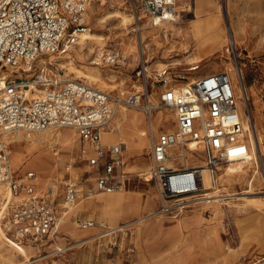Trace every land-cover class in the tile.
<instances>
[{
  "label": "rangeland",
  "instance_id": "1",
  "mask_svg": "<svg viewBox=\"0 0 264 264\" xmlns=\"http://www.w3.org/2000/svg\"><path fill=\"white\" fill-rule=\"evenodd\" d=\"M177 1L180 16L175 29L165 35L163 30L153 33L151 26L156 24L140 12L141 18H137L125 0H91L87 26L100 36L75 44L66 53L47 55L45 59L60 58L52 67L60 69L61 75L69 78L79 74L75 79L122 98L131 89L140 90V79L135 72L142 63L152 70L172 68L175 75L185 76L176 80L187 81L190 76L228 71L233 60L243 71L249 97L246 102L257 134L253 139L249 136L251 144L241 160H232L218 168L217 179L222 170L230 171L229 180L220 186L221 192L230 194L229 198L215 200L219 192L212 191L210 200L197 202L179 214L157 211L159 193L147 174L151 142L148 120L150 115L165 112L170 115L169 128L173 130L175 116L168 107L150 113L123 104L117 107L125 106L128 113H136L140 120L137 132L143 135L144 143L140 144L130 121L122 122L118 130L112 119L106 136L109 142L123 143V183L111 194H83L67 209L62 205L67 184L85 191L93 189L95 182V175L80 152L76 131L71 130L73 143L67 147L60 134L70 128L20 130L12 134L9 145L14 175L20 177L34 171L39 177V192L53 186L58 217L62 210L68 213L49 237L37 242H18L4 233L0 225V264H264V184L254 178L260 172L264 174V0ZM117 10L126 15V26L120 24L119 17H106ZM212 18L219 19L224 34L226 29L233 32L236 45H228L229 51L225 47L219 51L202 50L205 58L199 60L201 39L196 37L194 28L205 32L203 22ZM113 49H118L125 59L107 64L102 56ZM79 50L84 53L81 58L74 53ZM67 53L72 57L64 58ZM70 60L73 73H69ZM96 60L99 64L94 63ZM191 65L198 68L189 71ZM96 70L101 79L90 81L86 73ZM155 91L143 96L141 103L156 102L158 87ZM164 123L161 119L157 124V133L165 129ZM17 153L22 161L15 165L12 156ZM192 157H187L188 165L197 162ZM131 172L141 174L127 178ZM0 196H9L3 187ZM253 198L261 199L262 203L256 204L258 200ZM97 201H108L107 209L101 210ZM83 219L100 221L106 229L81 228L79 222ZM157 222L161 228L151 234V224Z\"/></svg>",
  "mask_w": 264,
  "mask_h": 264
},
{
  "label": "built area",
  "instance_id": "2",
  "mask_svg": "<svg viewBox=\"0 0 264 264\" xmlns=\"http://www.w3.org/2000/svg\"><path fill=\"white\" fill-rule=\"evenodd\" d=\"M137 18L143 13L151 23L176 22L180 16L177 0H125ZM91 0H0V185L9 196H0V225L4 233L18 242L41 241L49 237L58 219L52 188L37 192L36 173L27 171L16 177L11 168L10 140L24 130L42 132L65 127L75 129L80 152L96 171L94 188L81 191L67 184L62 205L67 208L83 194L114 192L124 177L123 143L107 142L103 133L120 104L154 111L172 109L173 130H160L151 138L149 179L160 198L159 213L179 214L191 205L228 199L218 185V168L230 160H241L250 147L246 118L251 119L247 102L239 113L234 84L229 70L210 72L181 85L184 75L172 68L150 69L143 65L135 75L140 90L134 88L125 98L110 95L88 83L60 74L54 64L43 61L47 55L62 54L78 43L87 26ZM114 64L125 59L118 49L103 56ZM191 65L189 71H193ZM7 71L8 74H3ZM238 84L245 94V81L238 73ZM158 87L157 101L141 103ZM156 92V91H155ZM145 97V98H146ZM247 114V117L245 116ZM194 144L193 147L190 145ZM193 156L195 165L187 164ZM209 186H205L203 171ZM218 186L217 188H215ZM81 228L101 227L104 223L83 219Z\"/></svg>",
  "mask_w": 264,
  "mask_h": 264
},
{
  "label": "bare ground",
  "instance_id": "3",
  "mask_svg": "<svg viewBox=\"0 0 264 264\" xmlns=\"http://www.w3.org/2000/svg\"><path fill=\"white\" fill-rule=\"evenodd\" d=\"M107 15V14H106ZM112 16H116V17H119V19H120V24L122 25V26H126V23H127V17H126V15H124V14H122L120 11H115V12H113V13H108V15L106 16V17H112ZM106 17H104V18H106ZM102 21H103V18H102ZM152 24H153V22H152ZM157 24H159L158 26H157ZM203 24H204V26H205V32H202V31H200L197 27L196 28H194V31H195V35H196V37L198 38V40L199 39H201V43H199L200 44V46H201V51H199V53H200V58H199V60H204V51H202V50H205V49H209V50H215V51H219V50H222L223 49V47H225V50H227V51H229L230 50V47H227L228 45H232V47H235V45H236V42H235V39H234V34H233V32L232 31H228L227 32V29L225 30L226 32H225V34H224V32H222V29L221 28H219V19H216V18H212V19H207V20H205L204 22H203ZM155 25V24H154ZM199 25V24H198ZM146 28L147 27H150V26H147V25H144ZM144 27V28H145ZM151 27H153V29H154V31H153V33H157L158 31H160V30H163V32L165 33V35L168 33V32H171V31H173L174 29H175V27H176V22H173V23H167V22H165V21H159V22H156V26H151ZM200 27V26H199ZM228 29H229V27H228ZM230 30V29H229ZM235 33H237L236 31H235ZM100 35H96V34H94L91 30H85L84 32H82L80 35H79V40H78V43H77V45L78 44H80V43H82V42H84L86 39H90V40H95V39H97V37H99ZM200 41V40H199ZM198 41V42H199ZM198 45V44H197ZM66 52H68V51H66ZM65 52V53H66ZM77 52V53H76ZM76 52H74L75 53V56L76 57H78V58H81L83 55H84V53L82 52V51H76ZM211 52V51H210ZM101 53H99L98 55H100ZM64 58H70V57H72L71 55H70V53H67L65 56H63ZM100 57V56H99ZM48 60H46L45 58H42V60L43 61H49V63H51V64H55V62L58 60V59H60V58H57V57H49V58H47ZM208 59V58H207ZM59 62V61H58ZM57 63V62H56ZM91 63H93V62H91ZM94 63L95 64H99V61L98 60H96V61H94ZM69 66L71 65V60L69 61ZM60 65H62V64H60ZM62 67H64V65H62ZM198 68V65H196V66H194L193 67V69H197ZM97 69V68H96ZM187 69H192V68H187ZM229 73H230V75H231V77L233 78V79H235V81H236V83L234 84V87H235V93H236V98H237V105H238V109H239V113H241L242 115H244V113H246L245 111H244V105H245V103H246V101H247V99L249 98L248 97V90H247V85H244V87H245V94H243L242 93V91H241V89H240V86H239V84H238V82H237V80H238V73H242L243 71H242V68L241 67H236L235 66V64H234V61L232 60V62H231V67H229ZM79 71H81V72H83V73H85L84 71H82V70H80V69H78V72ZM231 71V72H230ZM73 72H75V69H74V67H72V66H70L69 67V73H73ZM3 74H8V72L7 71H4L3 72ZM76 74V73H75ZM76 76L77 77H69V78H79L78 76H79V74H76ZM100 72L98 71V70H96V72H94V73H90V72H87L86 73V77H88V79H90V81L91 80H93V81H97V79L99 78V79H101L100 78ZM85 77V78H86ZM195 77L194 76H190V78L187 80V81H180L179 83L181 84V85H184L185 83H187V82H189V81H191V80H193ZM96 79V80H95ZM87 81V80H86ZM87 82H89V81H87ZM118 110V112L116 113V115L114 116V118H113V121L115 122V125L117 126L116 128L118 129V130H120V125H121V123L122 122H124V121H130L131 122V124L134 126V129H135V131H136V133L139 135V137H140V140H141V142H140V144H143L144 143V137H143V135H141L139 132H137L138 130H139V124L138 123H140V120H139V118H138V116H136L135 114H131V113H128L127 111H126V108H125V106H120L119 107V109H117ZM149 110H147V113H150V112H148ZM169 114H167V113H163V114H156V115H150L149 116V120H148V127H149V131H150V135H151V138L152 137H154L156 134H157V124L160 122V120L161 119H164V124H162L164 127H165V129L166 130H170V128H169V126H170V123H169ZM245 116L247 117V114H245ZM244 125H245V129H248V132H249V136L253 139V137H254V135H255V133L257 134V132L255 131H253V130H255L254 129V126H253V123H252V119H248V117L246 118V122H244ZM65 128H69V127H65ZM64 128V129H65ZM71 130H74L75 131V129H73V128H70V129H67V130H65V131H62L61 132V134H60V136H61V138H62V140H63V142L65 143V146H67V147H71V145H72V143H73V135L71 134L72 132H71ZM46 131H48V130H46ZM106 132L107 131H105L104 133H103V139H105V140H107L108 141V139H107V136H106ZM253 132H254V134H253ZM114 140V139H113ZM110 141V140H109ZM112 141V140H111ZM128 143H130V142H128ZM18 146V145H17ZM191 147H193L194 146V144H191L190 145ZM140 147L141 146H139L138 148L140 149ZM17 148V147H16ZM19 149V148H18ZM59 149V148H58ZM56 151V150H55ZM56 154V153H55ZM136 154V153H135ZM138 154V153H137ZM190 156V155H189ZM134 157V156H133ZM136 157V156H135ZM144 157V156H143ZM12 160H13V164H18V163H20L21 161H22V158H21V154L20 153H17V155H13L12 156ZM232 162V160H230L229 161V163H231ZM228 163V162H227ZM222 166V165H221ZM220 166V167H221ZM219 167V168H220ZM91 169H92V171H93V173H94V175L96 174V171H95V169L93 168V167H91ZM145 169V168H144ZM137 170V169H136ZM223 171V173L218 177V181H219V186H221L222 185V183H224L225 181H227V180H229V178H230V176H231V174H230V171L229 170H226V169H224V170H222ZM138 174H141V173H137V172H131V174H129L128 175V177L127 178H130V177H133V176H135V175H138ZM148 174V173H147ZM203 174H204V183H205V186L207 185V186H209V178H208V175H207V171L206 170H204L203 171ZM148 178H149V176H148ZM254 178H255V180L257 181V182H260V183H263L264 184V174L262 173V172H260V174L259 175H255L254 176ZM36 181H37V192H39V184H38V182H39V177L38 176H36ZM52 186V185H51ZM2 187L3 188H5V190H6V192L8 191L7 189H6V187L4 186V185H0V193H2ZM218 186H216L215 188H217ZM52 188V192L54 191V188H53V186L51 187ZM220 188V187H219ZM46 192V191H45ZM114 192H116V191H114ZM214 192H219V189H216V190H214ZM41 193V192H40ZM102 193H105V194H111V193H113V192H110V193H107V192H102ZM8 194H9V191H8ZM216 195H219V194H216ZM212 196H210V198H211ZM150 199V198H149ZM151 199H152V196H151ZM253 199H255V200H258L257 201V203L256 204H260V203H262V201H261V199H259V198H253ZM98 202V204H97V206L98 207H100L101 208V210H103V209H105L107 206H108V201H105V202H103V201H97ZM150 204V203H149ZM67 209V208H66ZM107 209V208H106ZM105 211V210H104ZM68 213V210H66V211H64V210H62V215H60L59 217H58V219H57V222H56V226H55V229H57L58 227H59V225L63 222V219H64V217L66 216V214ZM154 213V212H153ZM151 226H153V227H151V229H149V231H150V233L152 234V233H154V232H157V230L159 231L160 230V228H161V225L157 222V223H155L154 225L153 224H151ZM95 227H98V226H95ZM92 235V234H91Z\"/></svg>",
  "mask_w": 264,
  "mask_h": 264
},
{
  "label": "crops",
  "instance_id": "4",
  "mask_svg": "<svg viewBox=\"0 0 264 264\" xmlns=\"http://www.w3.org/2000/svg\"><path fill=\"white\" fill-rule=\"evenodd\" d=\"M105 140V139H104ZM105 141H107V140H105ZM115 142H117V140H114ZM107 142H109V140L107 141ZM112 142V141H111ZM148 162H149V153H148ZM58 211V210H57Z\"/></svg>",
  "mask_w": 264,
  "mask_h": 264
}]
</instances>
